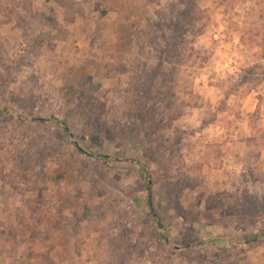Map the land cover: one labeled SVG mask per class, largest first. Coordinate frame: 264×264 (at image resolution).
<instances>
[{
	"label": "rangeland",
	"instance_id": "374dc122",
	"mask_svg": "<svg viewBox=\"0 0 264 264\" xmlns=\"http://www.w3.org/2000/svg\"><path fill=\"white\" fill-rule=\"evenodd\" d=\"M0 264H264V0H0Z\"/></svg>",
	"mask_w": 264,
	"mask_h": 264
},
{
	"label": "trees",
	"instance_id": "16d2710c",
	"mask_svg": "<svg viewBox=\"0 0 264 264\" xmlns=\"http://www.w3.org/2000/svg\"><path fill=\"white\" fill-rule=\"evenodd\" d=\"M49 121H51V123H54V124H60V125L63 123V122L59 121V120L56 119V118H52V119L49 120ZM63 125H64V128H63L64 132H65L66 134H68V135L71 136V134H70V130H69L68 126H67L66 124H64V123H63ZM76 148L79 149L80 152H83V153H85V154H88L91 158L98 159V161H102L103 163H109V162H110V158H109L108 156H105V155H94V154H91V153H88V152H84V151L81 150L78 146H76ZM142 168L144 169V167H142ZM148 189L151 190V186H150V185H148ZM148 206H149V211H150L149 213H150V215H151L153 218H155L156 221H157V229H158V231H161V230L163 229V226H162V224L160 223V220H159L158 215H157V213H156V210H155V207H154V203H153V199H152L151 196H150V198H149V200H148ZM159 238L162 239V240L168 241V240H167V237H166L164 234H161V233H160V234H159Z\"/></svg>",
	"mask_w": 264,
	"mask_h": 264
}]
</instances>
